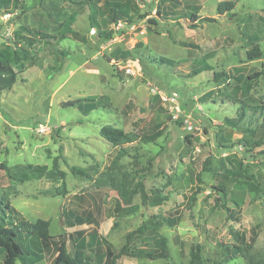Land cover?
I'll list each match as a JSON object with an SVG mask.
<instances>
[{"label":"rangeland","instance_id":"374dc122","mask_svg":"<svg viewBox=\"0 0 264 264\" xmlns=\"http://www.w3.org/2000/svg\"><path fill=\"white\" fill-rule=\"evenodd\" d=\"M106 1L132 19L107 39ZM223 1L234 8L219 12ZM2 2L0 54L17 79L0 94V165L9 166H0V202L50 220V234L69 233L71 255L91 264L140 226L129 248L155 251L164 236L170 257L123 255L117 264H187L194 243L207 261L264 264V136L252 111L264 105V0ZM255 44L263 55L250 58ZM104 127L134 141L115 146ZM56 157L67 192L54 196L62 180L34 167L51 169ZM123 185L137 190L130 204ZM87 207L96 223L64 224V211ZM176 216L174 225L161 219ZM22 244L43 259L17 264H53L52 247L33 237ZM5 256L0 248V264Z\"/></svg>","mask_w":264,"mask_h":264},{"label":"trees","instance_id":"16d2710c","mask_svg":"<svg viewBox=\"0 0 264 264\" xmlns=\"http://www.w3.org/2000/svg\"><path fill=\"white\" fill-rule=\"evenodd\" d=\"M3 2L0 0V7ZM106 6L107 14L103 17V21L111 25V23L119 20L125 19L129 22H132L131 17L127 14L126 11H123L118 7L115 1H106L104 3ZM234 1H223L218 5L219 12L226 13L229 10L234 8ZM192 19H198L199 16L196 15L195 12L190 13ZM194 25V24H193ZM104 35L101 34L104 38H111L113 33L115 32L110 28L108 32L103 31ZM247 55L250 58H258L263 55V51L260 48L259 44H255L253 48L247 51ZM24 57H27L26 53H23ZM170 60L167 58H161L160 62L168 63ZM260 73L256 72L253 75H249L244 82L246 90L251 87V83L249 80L257 81L256 77L259 76ZM217 75H221L218 74ZM17 79V73L14 70L13 66L5 60L0 54V94L5 90H10L15 84ZM238 109L241 111V116L244 115V111L246 105H241ZM163 110V109H161ZM252 111L257 113L260 112L261 121L257 126L258 133L261 134V137L264 136V105H256L252 106ZM160 132H156L151 135L152 139H155L159 136ZM101 134L104 138H106L109 142H111L115 146H121L123 144L134 141V137L130 134L125 133L123 130L119 128L112 127H104L101 129ZM261 142V139L259 141ZM227 148V147H225ZM6 171H9V166L6 163H1L0 165ZM28 166H31L30 164ZM34 168H37L39 171H44L45 174L49 177H58L62 180L61 185L57 187L52 195L56 196L59 194H65L67 192L66 189V172L62 169L58 168V158H54L53 167L48 169L46 165H35ZM137 192L136 188L132 190H128L126 185H123L119 188V194L122 197L123 201L126 204H130L134 194ZM143 195H146L144 189H141ZM219 197L225 199L227 196V191L224 187H220L218 189ZM226 209L228 207L224 203ZM64 224L68 227L79 226L83 224H91L96 223L97 219H95L94 211L91 208H84L80 211H64L63 212ZM162 220L168 225H174L178 222L179 216L175 218L170 217H161ZM50 220L38 218L35 221L27 220L23 217L19 216L18 210L9 202L3 201L0 202V248L6 252L4 264H17V260L19 259H27L31 263L42 260V255L38 254L35 251H32L27 248V246H23L22 242L29 238H34L37 240L38 244H43L44 247L49 250L51 247L55 249L56 256L53 260V264H91L89 260L81 256L78 251L72 256L69 251L68 242L71 238L69 233L63 232L62 234L52 235L49 232L50 228ZM143 232V226L138 227V229L131 231L127 234V242L124 244L121 249L117 252L108 249L105 252V263L104 264H117V260L123 256H131V257H145L152 260L169 258L170 250L168 246L167 238L162 236L159 239L160 249H156L155 251H145L142 252L138 249H130L128 246L129 241L132 236L138 233ZM87 241L83 239V247L87 246ZM236 249L241 251V246H238ZM235 251V249H234ZM203 246L200 243H194L190 248V258L187 264H224L222 261H207L203 258ZM30 255L29 258H25V255Z\"/></svg>","mask_w":264,"mask_h":264},{"label":"built area","instance_id":"2783aa9c","mask_svg":"<svg viewBox=\"0 0 264 264\" xmlns=\"http://www.w3.org/2000/svg\"><path fill=\"white\" fill-rule=\"evenodd\" d=\"M130 25V22L125 19H119L113 23H111L110 28L114 30L115 32L121 31L124 28L128 27ZM45 126L43 124L39 127V132H44Z\"/></svg>","mask_w":264,"mask_h":264}]
</instances>
